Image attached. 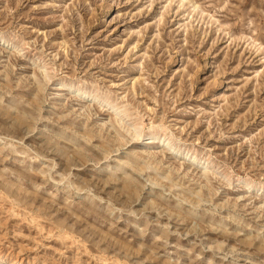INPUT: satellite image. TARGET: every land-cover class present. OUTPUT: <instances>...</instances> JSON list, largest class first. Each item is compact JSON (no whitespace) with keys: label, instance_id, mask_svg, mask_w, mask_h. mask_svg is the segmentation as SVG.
I'll return each instance as SVG.
<instances>
[{"label":"rangeland","instance_id":"rangeland-1","mask_svg":"<svg viewBox=\"0 0 264 264\" xmlns=\"http://www.w3.org/2000/svg\"><path fill=\"white\" fill-rule=\"evenodd\" d=\"M0 264H264V0H0Z\"/></svg>","mask_w":264,"mask_h":264}]
</instances>
